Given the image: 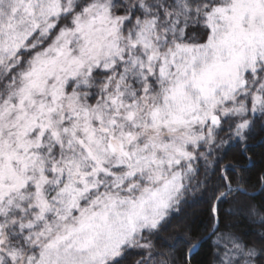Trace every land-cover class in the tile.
I'll use <instances>...</instances> for the list:
<instances>
[{"label": "snow or ice", "instance_id": "snow-or-ice-1", "mask_svg": "<svg viewBox=\"0 0 264 264\" xmlns=\"http://www.w3.org/2000/svg\"><path fill=\"white\" fill-rule=\"evenodd\" d=\"M0 264H264V0H0Z\"/></svg>", "mask_w": 264, "mask_h": 264}, {"label": "trees", "instance_id": "trees-1", "mask_svg": "<svg viewBox=\"0 0 264 264\" xmlns=\"http://www.w3.org/2000/svg\"><path fill=\"white\" fill-rule=\"evenodd\" d=\"M229 159H231V155L229 156ZM225 162H228V161L226 160ZM189 211L198 213L200 211V205H194V207L189 209Z\"/></svg>", "mask_w": 264, "mask_h": 264}]
</instances>
